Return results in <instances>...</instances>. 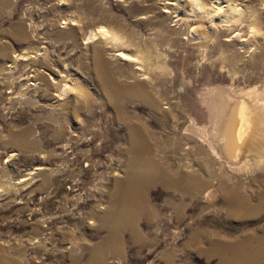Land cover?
<instances>
[{
  "label": "rangeland",
  "instance_id": "obj_1",
  "mask_svg": "<svg viewBox=\"0 0 264 264\" xmlns=\"http://www.w3.org/2000/svg\"><path fill=\"white\" fill-rule=\"evenodd\" d=\"M174 2L0 3V264H221L263 236L264 164L255 153L264 147V120L243 91L264 89V0H234L243 19L213 27L184 15L190 5ZM146 12L148 20L141 18ZM253 20L258 34L249 30ZM101 26L157 48V72L132 60L135 46L123 47L126 55L116 51ZM204 32L212 37H191ZM99 59L117 83H145L175 105L177 131L143 102H123L122 119L105 92ZM58 79L84 94L71 88L63 95ZM210 87L222 89L227 113L237 112L229 138V118L220 127L218 155L179 135L191 116L208 121L200 100ZM136 119L158 134L163 152L156 157L202 180L193 198L158 182L142 186L136 198L124 191L134 160L128 122ZM220 177L231 193L241 183L235 196L246 201L227 205ZM126 197L135 199L126 218L131 228L116 233L115 214Z\"/></svg>",
  "mask_w": 264,
  "mask_h": 264
},
{
  "label": "bare ground",
  "instance_id": "obj_2",
  "mask_svg": "<svg viewBox=\"0 0 264 264\" xmlns=\"http://www.w3.org/2000/svg\"><path fill=\"white\" fill-rule=\"evenodd\" d=\"M4 1L7 0H0V3ZM133 1L134 0H129V2ZM220 1L221 0H211L210 2H206L205 0H175L173 4L178 7L180 6V4H182V2L183 6L185 4L190 5L193 8L192 12H184L183 14L187 17H199V22H201L202 19H207L211 27L215 26L216 24L228 26L232 23H238L243 19V9L241 8V6L233 4L234 0H223L226 2L225 7H223ZM151 17L152 16H150V14L146 12L144 15H142L141 18H145L148 20ZM115 28L101 26L99 34H101L106 42L113 45L116 48L115 50L120 52V54L122 55H126V53L121 51L123 47L135 46L134 53L131 56L132 60L137 62L141 66H144L143 63L148 64L146 65L148 66V69L146 70H149V73L150 71L157 72V68L154 66L155 63L152 62V60H156L157 62V60L161 58L158 52L159 50L157 51V48L155 49V47H142L140 45L141 43L139 41H136L130 34L122 32L118 28ZM249 30H251L255 34H258L261 31V27L259 26L257 21L253 20ZM201 34L202 36L192 34L191 37H193V39L202 38L204 40L212 37L211 34L206 32ZM99 62H101L102 65L101 74L104 80L105 92L112 97V103L114 104L115 109L118 111L122 119L126 118V112L123 108V102H143L149 109H151L152 113H161V117L159 118V120L163 124H165L166 126L168 125L169 127L173 126L175 128V131H177V128H179L181 125V121H179L177 119L178 116L175 115V113L180 112L176 109L175 105L162 101L152 92L148 91L145 83H136L133 85H128L126 83H117L113 80L111 75H109L108 71L106 70L105 62L102 59H99ZM103 67L105 68L106 72L104 71ZM26 77L28 80H30V77ZM163 78L164 74L162 73L161 76H159V84L162 83ZM58 81L62 87L63 95H68V92L72 89H78L80 92L82 91L81 88L78 87V85L70 83L68 79H58ZM257 88L258 87H256L255 89ZM221 90L217 87H210L202 90L200 102L207 112L208 121L201 124L198 123L193 116H191L189 124L187 126H184L179 132V135L183 138L195 142V149H208L214 155H218L219 153L217 151L215 139L218 137L222 123L225 122L224 120L229 118L226 121L227 138H229V129L231 127H234L231 126L230 119L235 118L237 115V112L235 113L236 109H234L233 107L231 108L230 113H227V109L229 106L228 100L223 97L224 94L221 92ZM249 90H245L243 91V93L250 96L251 101L254 103L253 105L256 106L259 110L258 113L260 119L262 118V120H264V99L261 96L264 92V89H261V92L254 89L250 91ZM57 97L59 100L62 99L59 96ZM163 103H166L168 105L163 106ZM139 122L140 119L128 122L130 127L129 131L131 136L133 137L134 160L130 163L131 169L129 170L127 176L128 180L123 185L124 191L127 192L131 197L136 198L142 186L150 182H158L163 186V188L168 191H175L178 192V195H186L190 198H193L196 193L201 190L203 186L201 182L202 180L195 174H189L185 172L184 168L175 170L171 165L164 163L163 154H160V157H156L154 155L155 152H163V147L159 142V136L155 132L149 133L148 130L145 129V127L139 124ZM230 135L233 136V132H231ZM260 135L262 136V134ZM258 148L259 150L257 151V153H255L256 157H258L261 160L262 164H264V147L259 146ZM164 153L166 155L165 151ZM158 159H161L164 164L159 163L157 161ZM217 187L222 191L227 205L231 207H235L237 204L244 203L246 201V198H244L242 201L236 199L235 193L240 191L242 192L243 188L241 183L239 182L234 184L232 193L227 185H225L224 177L219 178V184ZM131 197H126L125 200L121 201V203L119 204L118 212H116L117 214H115V226L113 228V231H116V233L119 228L130 227V225L127 223L126 218L131 208H134L135 206V203L133 202L135 199ZM261 201L264 202V194L261 197ZM221 264H264V234L258 240L257 244L252 246L250 250H245L239 259L235 257L223 256V258L221 259Z\"/></svg>",
  "mask_w": 264,
  "mask_h": 264
}]
</instances>
